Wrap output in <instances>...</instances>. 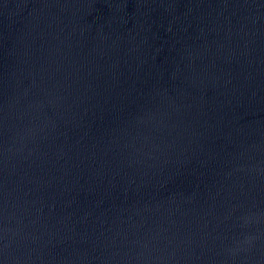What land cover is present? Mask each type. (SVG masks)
I'll list each match as a JSON object with an SVG mask.
<instances>
[{"label": "water", "instance_id": "water-1", "mask_svg": "<svg viewBox=\"0 0 264 264\" xmlns=\"http://www.w3.org/2000/svg\"><path fill=\"white\" fill-rule=\"evenodd\" d=\"M0 264H264V0H0Z\"/></svg>", "mask_w": 264, "mask_h": 264}]
</instances>
